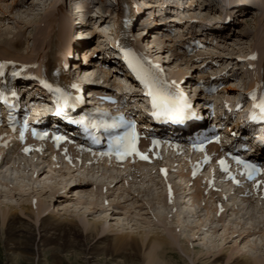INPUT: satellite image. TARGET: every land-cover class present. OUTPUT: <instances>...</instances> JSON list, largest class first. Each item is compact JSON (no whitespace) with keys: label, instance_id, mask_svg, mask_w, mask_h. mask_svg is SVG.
Instances as JSON below:
<instances>
[{"label":"rangeland","instance_id":"1","mask_svg":"<svg viewBox=\"0 0 264 264\" xmlns=\"http://www.w3.org/2000/svg\"><path fill=\"white\" fill-rule=\"evenodd\" d=\"M52 1L53 0H0V36L2 35V38H6L7 40H14V35L17 33L20 35L22 33V36L20 35L19 38L22 40V42L24 40V43L23 47L20 49V53H18V56H21V53H26L22 58L27 57L29 56L30 52L34 50V41L36 40L35 36H41L43 33L37 27L38 25L40 26L39 22H43L45 26L44 28L46 31L43 34L49 32L50 28H48V26L50 24V20L56 19L54 16L56 14L50 15V13H46L49 12ZM207 3L210 4V10L203 9L204 7L201 5L202 10L196 11V14H194L199 20L204 19L203 21H213L215 19V14L212 11V8L215 7L212 6L211 2L208 1ZM254 8H250V10ZM256 10L259 11V14H252L251 11L250 14L237 18L234 20V23L232 22L230 24L232 26V30L228 33V37L231 36V39L228 40L227 43L224 42V44H222V46L225 48L228 47L226 49L229 50L222 52L227 54L232 50L234 53H243V51H246L250 44L255 41L257 36L264 39V25L259 23V21L264 23V20L262 19L264 18V5L262 7H258ZM244 11L247 12L248 9H244L243 12ZM253 11L255 12V10ZM62 14L65 15V13ZM45 15L47 18L43 19ZM90 16L93 15L90 14ZM256 16L257 19L255 18ZM88 17L89 15H85L84 19L87 21ZM258 18H260V20H258ZM3 19H6V21ZM61 19L62 18L59 20ZM60 24H62L63 28L66 30V26L62 21H60ZM87 24V27H84V30H86L85 34H93V32L96 31V22L89 20L87 21ZM98 36L99 35L97 34L96 36L94 35L93 40L97 42ZM62 38L65 39L66 36ZM159 41L160 42H158V44H161L162 40ZM85 46H88V43L85 44ZM163 48L166 49L162 46L159 51H163ZM57 49L59 52V47ZM2 51V45H0V53ZM252 51L253 50H251V52ZM7 53L11 54L12 51L8 50ZM14 54L12 56L18 57ZM58 54L59 53L56 55ZM221 55L222 54H220V56ZM156 59L158 60L157 56ZM172 62H170L168 65L170 66ZM175 67L177 70L170 72V74L174 77H184L186 74H191L193 76L195 73L197 74V72H194L193 68L189 70V66L184 67V71L181 73H179L181 70V68H179L180 65H175ZM257 67L259 68L258 65H256V68ZM257 72L258 69H252L250 72V79L247 83H253L255 74H257ZM230 93H232V91ZM59 160L60 159H56L51 162L50 158L48 157L41 161H35L34 165L37 163L39 164L36 168L37 170H35V173H38V175L40 174V178L37 180L31 177V169L33 167L29 168L28 166L27 168V165L30 164H28L26 161L23 162L24 160H18L15 163V166L10 165L0 167V193L2 192V194H0L1 206H11L16 208L19 204H23V200H25V204L34 207L33 205L38 202V199L40 201V198H44V200H42L43 202H41L44 205V209L47 208L45 214L48 216V218L69 221L72 219L75 221L78 227H80L79 229L82 233L84 232L83 229L85 228L82 226L81 221L84 219L88 220L90 223L92 221L94 222V220L101 223L103 227L100 228V226L99 231L101 232L102 229L105 231L97 236L96 239L98 240H101L100 238L104 239L105 237L112 240L114 239V236L117 237L126 233L130 236L138 237L136 235L138 232L147 239L153 235L162 236V238H165L169 241V245H166V247L163 248H155L153 251H151V255H154V258H156V264H213V258L211 255H208L207 258L203 257V259H200L202 253L205 254L208 251H214V249L207 248L208 244L205 245L203 239L208 237L212 241L216 240L215 242L217 243L224 234V229L221 230L223 223L220 225L216 221V216H218V213L215 214L216 212L212 207L213 205H209L206 200L201 199L200 189L198 188L199 185L197 190H194L195 192L191 190L192 195L185 201L183 200L186 198V191L182 189L173 191L172 196H174L175 193L176 196L173 200H170L171 204H167V198L163 196L164 192L160 187L162 186L160 183L162 181H159L158 175L154 173L155 167H137V171H135L133 174H130L132 179H129V174L127 172L129 169H126L127 171L117 172L114 168L104 170L97 169V167L94 169V167L84 166L76 170L72 168L73 166L70 165V167L67 165L66 167V165L62 163H59L57 168V163ZM66 164L68 163L66 162ZM143 171H146V173H140ZM42 172L44 175H42ZM137 172L140 176L134 175L137 174ZM112 175L114 177L117 175H123V177H118L117 180H119L121 177L123 179L119 183H114L117 180H113ZM80 178H86L88 181L95 182V185H88L87 192L83 193L80 190H77V186L79 184L72 185L73 181L76 180L75 182H77V180H80ZM179 181L178 183L184 184L182 179ZM99 184H103L104 187H101ZM45 185H48L52 189L54 188L56 191H62L63 196L59 198V194H54V191L52 193H50L49 190L40 191V189L45 187ZM181 194L182 196H180ZM182 197L184 199H182ZM92 202H96V208H94L95 210L92 209L91 211V209L87 208H93L91 205ZM234 204L238 206V212H233L231 210V212H229L230 216H224L225 225L232 227V229L236 230V232H238V229L243 232V230L246 228H251L253 232L256 233V236L249 237L241 243L237 237L227 241L229 243H227L226 246L220 247L224 248L223 250L225 253L223 252L222 259L218 264H230V262L227 263V257L229 256L228 253L229 250L235 246H237V248L239 247V252L236 254L237 257H240L239 259H241L243 256L252 259L254 258V255H256L257 258L264 259V227H261V223L264 224L263 208L260 205H257L258 208L253 207L248 205V203L245 205L239 202H234ZM253 205L255 206V204ZM61 207H64L66 211L64 210V212L63 208L61 210ZM180 211H184V219L180 215ZM18 216L22 222L27 223L28 225L31 224L30 227L32 229L34 228V233H36L42 216L39 218L35 216L29 218L28 216L26 217V215H21V213H18ZM204 223L207 226L210 225L212 227L217 225V234H213L212 231H205L203 228L204 226H202V229L200 226ZM227 226L226 228H228ZM199 228H201L202 231L199 230ZM259 228L262 230V232L257 234V232H259ZM4 231L5 227L0 226V264H10L7 260ZM195 234L197 235L195 238H193L192 236ZM177 238L180 240V243L178 242L176 246H172L170 241L175 242ZM179 244L183 247L186 246L190 255L182 254L180 250H178ZM220 244L222 243L220 242ZM99 247H101V245H99ZM171 248H174V250H171ZM72 251L73 250L59 254L61 255L60 259L62 258L60 260L59 258H55L53 254H51V251L45 250L43 251V256L41 257L40 262H32L30 260L19 264H115L114 261L118 262L121 259L118 258L120 255H117L116 258L114 257V259L110 261V258L107 256V254L100 253L96 256V259L92 261L87 260V257L85 256L83 259L79 258L77 261L75 260L73 262H68L66 257L69 256L68 254H71ZM161 251L165 253L163 259L156 257L157 252L160 253ZM148 252L149 250H146L145 255L139 254L138 258L136 257V263L147 264L148 260L146 259V255H148ZM215 253L217 252L215 251L211 254ZM236 255H234V257H236ZM207 261L209 263H207Z\"/></svg>","mask_w":264,"mask_h":264},{"label":"bare ground","instance_id":"2","mask_svg":"<svg viewBox=\"0 0 264 264\" xmlns=\"http://www.w3.org/2000/svg\"><path fill=\"white\" fill-rule=\"evenodd\" d=\"M222 1L223 0H221V2ZM237 1L238 0H225L226 3H232L233 2L232 4L236 3ZM245 1H247V3L245 4L246 6L243 7V8H239L240 13H242L244 9H248L247 12L244 11L245 15L250 14V12H251V11H249L250 8H254L255 7L256 9H258V7H262L264 5V0L263 1H261V0H245ZM53 2H54V5H55L56 1H53ZM79 3H80V0H73L71 5H75V6L78 7L80 5ZM118 6H120V4H118ZM202 6L204 7L203 9H207V10L211 9L210 4H208V3H206L205 5H202ZM147 7L149 8V5ZM57 9H59V8L57 7ZM83 10H84V8L82 7V11ZM144 12L145 11H142L140 16L144 15ZM70 13L73 14L72 10H71ZM50 15H51V13H50ZM187 16L191 17L190 14L187 15ZM180 18H182V16H180ZM255 18H257V16ZM262 19L264 20V18H262ZM3 20L6 21V19H3ZM99 20H100L101 23L105 22V19L100 18ZM85 23L86 22H84V24ZM58 26L60 28H58ZM48 28H50L49 32L46 33V34L42 33L41 42L38 43L39 42V39H38L37 43L34 44V50L32 52H30L29 56L24 57V58H22V57L26 53L25 54L21 53L22 55L18 56V53H20V49L22 48L21 47L22 46V43H21L22 40L20 41L19 33L14 35L15 36L14 40H9V39L7 40L6 38H2L3 36L1 35L0 36L1 37L0 38V45H2V50L3 51L0 53V59H6L7 58V59H13L15 61H20V62H32V61L36 60L38 54L39 53L41 54V51L44 50L45 54H42V56H41V63L43 65H45L46 67H49L51 65V63H53V61H54V55H55L56 47H59V44L61 43V41H65L66 44H67V42H68L67 38H69L68 37L69 35L68 34L66 35L65 29L63 28L62 24H58L56 19H51L50 20V24H49ZM56 28H57V32H56ZM159 30H161V29H159ZM157 32H159V31H156V33ZM107 35L109 36V33H106V35H105L106 38H108ZM64 36H66V38L62 40V37H64ZM101 45L103 46V44H101ZM84 47H86V46H84ZM149 47L150 46H148V48ZM8 48H10V49H8ZM63 48L64 47H62V49ZM161 48L162 47H157L156 45H153V44L151 45V50H153L154 53L159 51ZM8 50H11L12 53H15L14 55H16V56H18L20 58L14 57L12 55H9L7 53ZM163 51H159V53H162ZM62 57H63V54H61V48L59 47V54L55 55V58H57V61H58V60H61ZM222 57H224V55H221L220 59H222ZM260 63H261V70H262L263 79H264V57L261 58ZM197 69H199L198 66L194 67V69H193L194 72L198 73ZM81 70L85 71V72H89L90 71V69H87V68H84V67H81ZM183 71H184V69H181L179 71V73H181ZM211 73H213V72H211ZM256 76H257V74H255V77ZM178 78L180 79V77H178ZM190 80H192V79H190ZM190 84H191V82H190ZM245 86H251V84L246 83ZM121 87H124L125 89H127L123 84L120 83L119 88H121ZM100 90H103V89H100ZM229 91L230 90H228L226 92L227 95L228 94L233 95V92L230 93L231 91L230 92ZM242 130H244V133L245 132L246 133L247 132H253L252 129L249 130L246 127L243 128ZM261 140H263V139L260 138V140H259V137L258 138L257 137L254 138L255 145H259L261 143ZM71 154L72 155H70L67 152L66 155H65V158H66L65 161L68 163L67 165H69V166H70L71 160H73V157H79V155L82 154V152L81 151H74ZM44 155H46V156L44 157ZM263 156H264V154H263ZM48 157H50V155L45 153V152L42 153L41 156L38 157V158L37 157L36 158L28 157V161H29L30 165H27V168H28V166H29V168L33 167L31 169V177H33L36 180L38 178H40V174L38 175V173H35V170H37L36 168H37V166L39 164L37 163L36 165H34L35 164V163H33L34 160L35 161L36 160L37 161H41V160L46 159ZM23 159L24 158H22L21 160H23ZM185 160H186V162H188V159L185 158ZM1 161L2 160H0V162ZM50 161L53 162L52 159H50ZM23 162H25V160ZM23 162H22V164H23ZM109 162H110V160L107 161L106 163H109ZM41 163H45V162H41ZM86 163L88 164L87 161H86ZM110 163H114V162H110ZM3 164L4 163L2 162L0 164V167H3ZM129 165L130 164H125V166H129ZM134 165H139V167H149L146 164H134ZM13 166H15V163H14ZM84 166L87 167L85 162H83V166H81V167H84ZM162 166L165 167L166 165H162ZM152 167H154V166H152ZM159 167L156 169L157 175H158ZM165 169H166V171L168 169L172 170V167H168V168L165 167ZM44 173L42 175H44ZM181 175H182V173H181ZM188 175L189 176L191 175V169L188 171ZM120 176L121 175H117L116 177H114L112 175V178H113V180H117L118 177H120ZM158 177H159V175H158ZM122 179L123 178L121 177L119 180L115 181L114 183H116V182L119 183L120 181H122ZM75 181H73L74 183L72 182V185L73 184L74 185L75 184L76 185L79 184L77 186L78 187L77 190H80L83 193L87 192L88 185H95V182L88 181L86 178H80V180H77V182H75ZM112 182H111V185H112ZM162 182L164 183V186L169 184L168 181H167V177L163 178ZM99 185H101V187H104L103 184H99ZM184 185H185V187H184ZM198 185H199V183H198ZM224 186L225 187H229L227 185H224ZM191 188H188L187 185H186V182L184 181V184H180V186H178L174 190L182 189V190L186 191V195H189V194L192 195V191H191L192 189ZM198 188L200 189V194L202 196L203 189L200 188V187H198ZM248 188L249 187H244L243 188L242 193H244V195L248 194V191H247ZM44 190L45 191L49 190L50 193H52L54 191L53 192L54 194L58 193L59 194L58 195L59 198H61L63 196V192L62 191H60V190L56 191L54 188L52 189L48 185H45V187L40 189V191H44ZM44 193H46V192H44ZM0 194H2V192ZM199 198H200V196H199ZM42 200H44V198L43 199L40 198V201L38 199L37 200L38 202H36L35 205H33L34 207H31L30 205L25 204L26 203L25 200H23V204L22 203L19 204L18 207H16V208L11 207V206L10 207L9 206H1V203H0V226L1 227H5V231H4L5 232V237H4L5 241L4 242L6 244L5 247H6V250H7V260L9 261L10 264H19V263H22L24 261H30V260L32 262H34V261L40 262L41 261L40 259L43 256V251H45V250L51 251V254H53V256L55 258H59V259L61 257V255H59V254L65 253V252H70L71 250H73L71 252V254H68L69 256L66 257V260L68 262H73L75 260L77 261V259H79V258L83 259L85 256L87 257V260L92 261V260L96 259V256L99 255L100 253L107 254V256L110 258V261H111V260L114 259V257L116 258L117 255L118 256L120 255L118 258H121V259L118 262L114 261L115 264H137L136 263V257L138 258L139 254L145 255L146 254L145 251L149 250L148 255H146V259L148 260L147 264H156L157 263L156 262V258H154V255H151V251H153L155 248H160V247L163 248V247H166V245H169V241L167 239H165V238H162V236L153 235V236H150L149 239H147L144 236L140 235L139 232L136 234L138 237L130 236V235H128L126 233L124 235H119L117 237L114 236V239H112V240L108 239L107 237H105L104 239L100 238L101 240H98V239H96L97 236L99 234H102L103 231H105L103 229L101 230V232L99 231L100 230L99 227L100 226H101L100 228L103 227L101 225V223H99L98 221H95V220H94V222L92 221L91 223L88 220H85V219H84L85 221L84 220L83 221L80 220L82 226H84V228H85V229H83L84 232L82 233L80 231V229H79L80 227H78V225L72 219L69 221V220H60V219L48 218V216H46V214H45V212L47 211V208L44 209V205L42 204V202H43ZM230 202H231V204L234 203V202H236V203L239 202L241 204H245L246 205V202H250V200H246V199H243V198H241L239 200V199H237V195H233L232 197H230ZM257 202H260V201H257ZM28 204H29V202H28ZM91 205L93 206V208H87V209H91V211H92V209L95 210L94 208H96V202H92ZM258 205H260L262 207L261 204L258 203ZM232 206H234V205H232ZM226 207H227V205H226ZM62 208H63V211L64 210L66 211V209L64 207H61V210H62ZM230 210H232L233 212H238L237 211L238 208H234V207H231L229 209L228 208L225 209V208H222V207L218 208V210L216 212V214L218 213V218L216 219V221L220 225L223 223V225L221 227V230L224 229V234L222 235L220 240L217 242L218 244L215 242L216 240L212 241L208 237L203 239L204 240L203 242L205 243V245L208 244L207 248L214 249V251L213 252L208 251L205 254L202 253L201 256H200V259H203V257L207 258L208 255L209 256L211 255V257L213 258L212 259L213 264H216V263L218 264L220 262V260L222 259V255H223V252H224V250H223L224 248H220V247L226 246V244L229 243L227 241H229L232 238L234 239V238L237 237L239 242L241 243V242H244L249 237L256 236V233L253 232V230L251 228H246L245 230H243V232H241L238 229L237 230L238 232H236V230H233L232 227L225 225L224 216L225 217L226 216H230V214H229ZM99 211H101V210H99ZM18 213H21V215H26V217L28 216L29 218H32L34 216L39 218V217L42 216V218H41V220L39 222V227L36 230V233H34V228L32 229L30 227L31 224L28 225L27 223H24V222L21 221L20 217L18 216ZM180 215L184 219V211H180ZM116 218H114V219H116ZM202 226H204L203 228H204L205 231H210V232L212 231L213 234H215V235L217 234V230H218L217 227H216L217 225L212 227L210 225L207 226L204 223L200 227L202 228ZM226 226L228 228H226ZM261 227H264V224L261 223ZM201 228H199V230H201ZM261 232H262V230H260V228H259V232H257V234L261 233ZM35 235H36V238H35ZM196 235L197 234L193 235L192 237L195 238ZM95 239H96V241H95ZM178 242L180 243V240H178V238H177L175 240V242L170 241V244L172 246L173 245L176 246V244H178ZM220 242L222 244H220ZM234 242H237V241H234ZM99 245H101V247H99ZM178 247H179L178 250H180V252L182 254L190 255L188 253L189 250L186 248V246L183 247L182 245L179 244ZM46 248H48V249H46ZM238 249H239V247L237 248V246H235L234 248L229 250V253H228L229 256L227 257V263L230 262V264H264V259L257 258L256 255H254V258H252V259L243 256L242 257L243 261H242V258L239 259L240 257H237V255H236L239 252ZM171 250H174V248H171ZM215 251L217 252V253H215L216 255L215 254H211V253H214ZM190 253H191V251H190ZM234 255H236V257H234ZM164 256H165V253L163 251H161L160 253L157 252V254H156L157 258H162L163 259ZM139 258H141V257H139ZM188 258H189V256H188ZM207 263H209V262L207 261Z\"/></svg>","mask_w":264,"mask_h":264},{"label":"snow or ice","instance_id":"3","mask_svg":"<svg viewBox=\"0 0 264 264\" xmlns=\"http://www.w3.org/2000/svg\"><path fill=\"white\" fill-rule=\"evenodd\" d=\"M262 107H264V102H262ZM141 158H145V157H141Z\"/></svg>","mask_w":264,"mask_h":264}]
</instances>
